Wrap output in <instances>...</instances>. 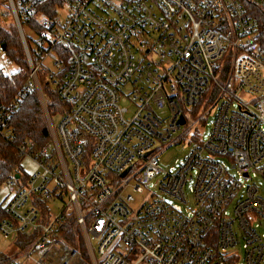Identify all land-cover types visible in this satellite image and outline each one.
<instances>
[{"label": "built area", "instance_id": "built-area-1", "mask_svg": "<svg viewBox=\"0 0 264 264\" xmlns=\"http://www.w3.org/2000/svg\"><path fill=\"white\" fill-rule=\"evenodd\" d=\"M245 1L65 2L54 17L36 14L31 55L18 13L29 18L36 0H18V9L7 0L29 70L0 102V137L22 167L2 183L0 232L34 237L3 264H264V55ZM47 58L53 68L44 70ZM42 70L63 107L34 148L15 143L6 120L32 90L45 113ZM181 141L189 152L161 168L160 152ZM129 186L145 193L133 208ZM67 218L74 243L59 232Z\"/></svg>", "mask_w": 264, "mask_h": 264}, {"label": "trees", "instance_id": "trees-1", "mask_svg": "<svg viewBox=\"0 0 264 264\" xmlns=\"http://www.w3.org/2000/svg\"><path fill=\"white\" fill-rule=\"evenodd\" d=\"M73 1L74 0H36L35 10L29 18L22 19L20 13H18L21 25L23 24L22 22H24L27 27L35 33H40L41 27L36 21V14L43 13L49 17H54L59 7L65 2L72 3ZM6 3L7 0H0V51H3L7 61L15 65L17 69L7 73L0 67V102H8L12 99L17 89L20 88L25 81L29 70L17 27ZM14 3L18 9V0H14ZM245 5L260 20L259 45H257V48L258 51L264 55V9L251 0L245 1ZM6 19H10L13 24L9 28L3 25V23L7 22ZM26 42L31 55H33L34 49L29 45L27 37ZM2 46H4V50ZM46 72L47 71L43 70L39 72V82L46 98V107L49 110L51 118H53L58 116L63 106L57 99L54 89L50 87L46 79ZM6 123L14 134L15 143L27 141L34 148H39L50 139V131L46 122V116L40 97L35 90L27 92L21 97L16 107L12 109L7 117ZM20 160L21 156L17 153L15 147L0 137V188L8 177L22 172ZM42 206H44L43 203ZM6 217L7 215L0 204V221ZM68 221H70V224H62L59 228V232L64 230V232H66L65 238H67L69 242L74 243L73 238L77 231H73L71 227L72 218H67V222ZM33 237L34 234L26 233H18L15 235L13 237L14 251L25 250ZM80 247H83L81 243ZM84 250L83 248L81 249L83 257L87 256ZM10 256V254H6L0 250V264L5 263Z\"/></svg>", "mask_w": 264, "mask_h": 264}, {"label": "rangeland", "instance_id": "rangeland-1", "mask_svg": "<svg viewBox=\"0 0 264 264\" xmlns=\"http://www.w3.org/2000/svg\"><path fill=\"white\" fill-rule=\"evenodd\" d=\"M62 13H61V17L62 19L65 17V14L67 13V9H62L61 10ZM7 22L3 23V25L5 27H11L13 24L11 23V20L10 19H6ZM22 27H23V30H24V33L27 37V40L29 42V45L31 46L32 49L35 48V43H34V40L36 38V34L33 30H31L30 28L27 27V25L22 22ZM16 25V24H15ZM3 52V51H1ZM4 54V53H3ZM5 56V55H4ZM45 66L43 65V69L44 68H50L52 69L53 68V61L51 58H47L44 62ZM0 67L3 68V70L7 73H10L12 71H15L17 68L15 65H13L12 63H9L7 61V59L4 58V62L2 60H0ZM45 70V69H44ZM121 105L122 106H126L129 110V112H131L132 110V106L128 103V102H121ZM47 113L48 115L45 114L46 116V122L48 124V117L50 115L49 113V110L47 109ZM213 118H214V114L213 112L210 113L207 117H206V123L203 125L202 124V127L200 129V132H201V137L202 139L206 140L208 139L209 137V134H210V131H211V128H212V121H213ZM53 122L54 124H56L57 122V117H53ZM197 123H202V121H198ZM48 127H49V124H48ZM191 146H192V143H189L187 144L186 142L184 141H181L179 143H176V144H172L166 148H164L160 154H159V166L165 170L167 169H170L171 167H176L178 162L183 159L185 157V155L189 152V150L191 149ZM216 159L224 162L226 164V167L228 168L230 166V164L227 162V158L224 157V156H220V155H217L215 156ZM25 167H28V168H33V164H29V163H25ZM231 174L233 175H237L235 169H230L229 171ZM163 175V171H161L158 175V178H160L161 176ZM135 180H132L131 183H134ZM256 182L258 184H260L261 188H262V181L260 178H256ZM191 184V181L189 180L187 183H186V186H185V191H186V194L189 196L190 198V193H189V185ZM127 192L129 193H132L133 197H134V201H132V204H131V208L132 205L135 207V206H138L143 198L145 197V193H138V192H135L132 190V187L129 186L127 188ZM2 193H3V189H2V186L0 188V199L2 197ZM61 208V202L60 203H57V205H54L52 207V214H56ZM260 232L263 233L264 235V226H260L259 228ZM93 244V247H94V250H95V241L92 242ZM15 247L13 245V239L11 237H5L1 232H0V250H2V252L6 253V254H10L11 256L13 254H15L16 251H14ZM87 254V256H84L87 260H89V255H88V251H86V249L84 250ZM238 252H241V251H238Z\"/></svg>", "mask_w": 264, "mask_h": 264}, {"label": "water", "instance_id": "water-1", "mask_svg": "<svg viewBox=\"0 0 264 264\" xmlns=\"http://www.w3.org/2000/svg\"><path fill=\"white\" fill-rule=\"evenodd\" d=\"M16 27H17V30H18V26L16 25ZM2 49L4 50V46H2ZM45 113H46V115H48L47 114V110H46V108H45ZM184 122V119H183V117H181L180 119H179V123H183ZM147 155V154H146ZM128 169H126L124 172H122V176L126 173V171H127ZM16 177L18 176V175H15Z\"/></svg>", "mask_w": 264, "mask_h": 264}, {"label": "crops", "instance_id": "crops-1", "mask_svg": "<svg viewBox=\"0 0 264 264\" xmlns=\"http://www.w3.org/2000/svg\"><path fill=\"white\" fill-rule=\"evenodd\" d=\"M2 197H3V193H2ZM2 197H1V199H2Z\"/></svg>", "mask_w": 264, "mask_h": 264}]
</instances>
